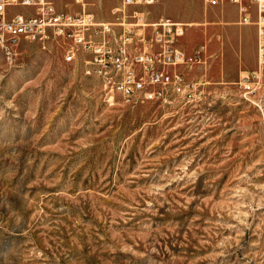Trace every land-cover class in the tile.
<instances>
[{"label":"rangeland","instance_id":"rangeland-1","mask_svg":"<svg viewBox=\"0 0 264 264\" xmlns=\"http://www.w3.org/2000/svg\"><path fill=\"white\" fill-rule=\"evenodd\" d=\"M43 42L0 47V264H264V64L133 101Z\"/></svg>","mask_w":264,"mask_h":264},{"label":"built area","instance_id":"built-area-1","mask_svg":"<svg viewBox=\"0 0 264 264\" xmlns=\"http://www.w3.org/2000/svg\"><path fill=\"white\" fill-rule=\"evenodd\" d=\"M151 1L120 0L111 8L115 18L102 20L85 9L57 8L51 0H0V47L12 53V43L19 38L42 44L45 39H61L63 59L74 61L79 57L87 64L85 72L102 80L108 96L115 91L133 101L191 102L196 93L200 95L201 83L187 79L178 66L190 68L199 62L202 45L186 54L176 44L184 31L183 22L169 16L147 21L142 10L127 9L129 4ZM233 1L238 3V20L256 25L258 70L264 64V0H250L255 5L254 17L246 3ZM10 5L27 6L30 10L9 11ZM146 25L153 27L150 34L144 33ZM257 70L250 73L252 78L257 77ZM243 77L246 80L247 76Z\"/></svg>","mask_w":264,"mask_h":264},{"label":"crops","instance_id":"crops-1","mask_svg":"<svg viewBox=\"0 0 264 264\" xmlns=\"http://www.w3.org/2000/svg\"><path fill=\"white\" fill-rule=\"evenodd\" d=\"M51 1L60 9L69 11L85 9L91 11L97 19L102 20H113L115 15L111 8L120 2V0ZM183 1L185 2V0L180 1L181 8L185 4ZM241 1L248 5L250 15L254 17V3L250 0ZM162 2L164 0H153L148 3H132L127 6V9L142 10L147 21H154L159 16H169L184 23V31L177 37L176 44L186 54L194 53L199 45H202V49L199 52V62L193 63L190 68L178 66V69L183 72L187 79H196V77H203L204 75H209V73L235 77L241 72L257 70V28L253 22H241L238 20L240 11L237 2L233 0H217L215 3H210L207 0H202V8L197 5V8L194 9L195 11L193 10L192 12L185 11V8L183 9L184 11L181 10L175 13L168 11L171 16L162 13L165 12L162 6L164 8L167 7V5H162ZM65 3H70V5L67 6ZM169 3L172 6L170 0ZM151 4L159 6V10L152 11L150 8ZM136 5L139 7H136ZM227 6H232L231 12L226 11ZM28 10H30V7H28ZM207 18L214 19L218 23L207 26L201 25V23H205ZM187 20H194L199 23L188 24L190 21ZM152 30L153 27L150 25L144 27L145 34H150ZM184 36L187 38L185 42ZM201 39L203 40L201 41ZM197 69L200 71L199 73H196Z\"/></svg>","mask_w":264,"mask_h":264},{"label":"bare ground","instance_id":"bare-ground-1","mask_svg":"<svg viewBox=\"0 0 264 264\" xmlns=\"http://www.w3.org/2000/svg\"><path fill=\"white\" fill-rule=\"evenodd\" d=\"M110 98H113V96H110Z\"/></svg>","mask_w":264,"mask_h":264}]
</instances>
